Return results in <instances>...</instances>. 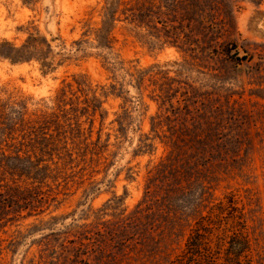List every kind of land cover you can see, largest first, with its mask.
Instances as JSON below:
<instances>
[{
	"label": "rangeland",
	"instance_id": "1",
	"mask_svg": "<svg viewBox=\"0 0 264 264\" xmlns=\"http://www.w3.org/2000/svg\"><path fill=\"white\" fill-rule=\"evenodd\" d=\"M0 51V264H168L231 214L264 264V0H0Z\"/></svg>",
	"mask_w": 264,
	"mask_h": 264
},
{
	"label": "trees",
	"instance_id": "2",
	"mask_svg": "<svg viewBox=\"0 0 264 264\" xmlns=\"http://www.w3.org/2000/svg\"><path fill=\"white\" fill-rule=\"evenodd\" d=\"M0 55L11 58L2 51ZM232 205L230 202L227 207L233 210ZM231 216L235 219L237 227L233 230L217 228L218 232L215 233L211 222H208L209 217L200 216L188 233L181 252L168 264H250L246 255L248 240L242 231L243 221L239 220L238 215Z\"/></svg>",
	"mask_w": 264,
	"mask_h": 264
}]
</instances>
